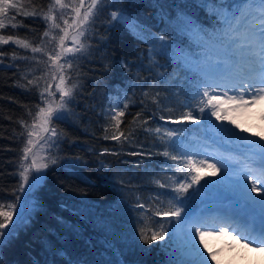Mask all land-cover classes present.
Wrapping results in <instances>:
<instances>
[{"label":"snow or ice","instance_id":"6c2138e0","mask_svg":"<svg viewBox=\"0 0 264 264\" xmlns=\"http://www.w3.org/2000/svg\"><path fill=\"white\" fill-rule=\"evenodd\" d=\"M107 3L108 0H48L46 4L35 0H0V32L12 33V30L28 27L18 17L31 18L44 26L39 42L19 34H0V65L10 58L45 66L43 74H35L41 71L37 67L31 73L32 78L25 76L26 84L19 85L29 91L34 89L39 102L27 113L31 123L25 119L19 121L22 131L18 138L23 145L18 161L19 186L14 190V202L0 203V253L5 239H9L12 231L26 219L27 208L24 213L20 212L21 200L28 197L45 179L47 170L58 162V158L51 154L59 147L61 137L54 122L67 119L69 105L77 95V84L66 73L72 69L73 62L88 51V33ZM195 6L208 17L207 26L194 13L183 9L177 19L180 29L203 46L199 56L194 58V54L181 48L179 43L173 48V42H169L166 34L153 38L154 45L159 42L161 52L171 50L174 58L179 57L182 63L185 60L191 62L193 75L191 78L187 73L185 75L192 86L189 89L191 94L185 93L186 101L180 105L179 114L172 108H168L167 115L163 114L164 109H158L161 112L158 121L163 123L154 130L144 128L146 133L154 131L159 134L157 139L163 150L156 154L167 158L164 163L169 168L175 167V173L179 175L170 177L168 184L156 181L160 189H167L160 195L170 197L166 206L161 200L153 212L154 216L160 217L155 222L159 227L156 230L134 228L133 243L129 247L138 246L139 241L151 245L166 238L178 240L179 252L194 257L186 264H220L216 253L208 251L205 237L235 233L234 239L239 236L247 241L245 247L264 246V135L251 133L237 123L238 116L254 115L256 109L260 110L259 118L264 120V0H245L235 5L225 0H196ZM109 15L117 25L131 22L123 8L113 10ZM132 28L135 30L140 26L132 24ZM2 46H10L13 50L9 53ZM17 50L26 54L19 55ZM29 52L31 55H27ZM122 66L127 68L123 62ZM192 101H196L195 107ZM160 103L162 101L153 98V104ZM128 109V103L110 105L106 113L109 123L104 127L102 139L115 141L122 148L125 142L130 149L135 147L136 150H128L125 154L141 159L122 163L139 166L151 159L153 153L134 138V130L127 134L121 130ZM140 116L141 113L137 112L132 123H136ZM150 119H156L155 113ZM207 120L221 131L230 129L248 150L241 154L214 153L207 145L193 150L200 141L187 140L182 129L193 131L189 126H199ZM148 122L142 121L143 124ZM105 155L117 156L119 153L104 148L100 156ZM168 160L172 164H168ZM107 166L102 164V167ZM212 180L217 181L212 187L223 197L216 201L219 206L194 209V201L205 203L202 190ZM135 207L143 210L145 204L137 202ZM140 251L150 249L140 248ZM123 264H127V260Z\"/></svg>","mask_w":264,"mask_h":264},{"label":"trees","instance_id":"16d2710c","mask_svg":"<svg viewBox=\"0 0 264 264\" xmlns=\"http://www.w3.org/2000/svg\"><path fill=\"white\" fill-rule=\"evenodd\" d=\"M228 1L225 0L234 5L245 0ZM35 2L46 4L48 0ZM195 3L196 0H108L88 33V51L66 73L77 84V95L69 105L67 119L54 122L61 137L59 147L51 154L58 162L28 195L27 205L21 200V213L27 206L26 219L5 239L0 253L2 264H123L125 260L127 264H186L194 259L180 253L179 245L167 238L151 245L142 241L136 247L129 245L133 243L134 228L159 227L155 222L160 217L153 212L161 200L166 206L170 197L160 195L167 189H160L156 181L168 184L170 177L179 175L175 167L169 168L164 163L167 158L156 154L163 150L157 139L159 134L146 133L144 128L154 130L162 124L158 121L161 114L158 109H164L165 115L168 108L179 114L180 105L186 101L185 93L192 86L185 75L190 78L193 75L187 60L182 63L171 50L161 52L159 42L154 45L153 38L166 34L173 48L179 43L194 57L199 56L203 46L180 29L177 19L183 9L194 13L207 26L208 17ZM121 8L140 26L137 29L140 34L126 24L117 25L110 20V12ZM18 20L28 27L0 34H19L39 42L43 24L31 18L18 17ZM2 47L9 53L13 50L10 46ZM17 51L19 55L26 54ZM10 64L13 66L8 67ZM37 67L41 71L35 74H43L45 66L32 62L6 58L4 65H0V203L14 202V190L19 186L18 161L23 147L18 138L22 131L19 121L31 123L27 113L39 102L34 89L29 91L19 85L26 84L25 76L31 79ZM154 97L162 103L153 104ZM117 102L121 106L129 104L121 130L126 134L134 130V138L153 153L151 159L139 166L122 163L141 159L125 154L136 150L135 147L130 149L125 142L122 148L115 141L102 139L104 127L109 123L106 113ZM192 104L195 107L196 101ZM137 112L141 116L132 123ZM153 113L156 119H150ZM143 120L149 122L143 124ZM188 133L182 129V135L192 141ZM104 148L116 150L119 155L100 156ZM168 164L172 162L168 160ZM137 202L144 203L145 208L137 209ZM140 248L150 251L141 252Z\"/></svg>","mask_w":264,"mask_h":264},{"label":"rangeland","instance_id":"374dc122","mask_svg":"<svg viewBox=\"0 0 264 264\" xmlns=\"http://www.w3.org/2000/svg\"><path fill=\"white\" fill-rule=\"evenodd\" d=\"M229 1L233 2L235 0L233 1L229 0ZM235 4L236 2L234 3V5ZM132 24H134L133 21H131L129 24H126V25H128L137 34H140L137 29L134 30L132 28ZM189 65H191V62H189ZM237 123H239L242 128L247 129L248 127V121L246 120L237 119ZM192 127H193V131H189L188 137H190L192 141H197V140L200 141L199 144L193 147V150H195V148H202L203 145H207L208 150L214 153L220 152L224 154H228V153L241 154L248 150L244 146H241V143L235 138L236 134L233 133L230 129L225 128L223 131H221L218 129V127L214 126L213 123L212 124L206 123L204 125L202 124L199 126L192 125ZM257 133L259 135H264V128H261L259 132ZM256 139H258V136L256 137ZM41 182H39L37 185H39ZM216 183L217 181L212 180V181H209L204 186L205 189L202 190V195L204 197L205 203L201 204L198 209L216 208L219 206L216 203V201L223 199V197H221L212 187V185H215ZM196 203L199 204L201 202L200 200H196ZM231 236L233 237L235 236V234L233 233ZM172 241L179 245L178 240H172ZM240 241H244V240H240ZM244 242L247 243L246 241ZM249 247L250 248L253 247V249L255 248L257 250L264 249V246L257 247L256 245L255 246L250 245ZM208 251H213L216 253V259L220 262V264H244L245 259H246L244 253L238 252V254H234L232 252H229L227 249L219 250L216 247L215 248L208 247ZM235 255H238V257H234ZM254 264H255V261H254Z\"/></svg>","mask_w":264,"mask_h":264},{"label":"bare ground","instance_id":"6f19581e","mask_svg":"<svg viewBox=\"0 0 264 264\" xmlns=\"http://www.w3.org/2000/svg\"><path fill=\"white\" fill-rule=\"evenodd\" d=\"M259 109L255 110V114L248 115H240L237 117L238 120H246L248 121L247 130L251 133H257L261 128H264V120L259 118ZM256 138V137H255ZM241 146H244L241 144ZM245 147V146H244ZM246 148V147H245ZM235 234V233H234ZM242 240L239 236H236L234 239L231 235L229 236H207L205 237V242L208 247L217 248L219 250L227 249L229 252L234 254H238V252L245 254V262L244 264H264V249H253V247H245V240ZM247 242V241H246ZM255 246V245H252ZM254 250V252H253ZM234 257H238L235 255Z\"/></svg>","mask_w":264,"mask_h":264},{"label":"water","instance_id":"95a60500","mask_svg":"<svg viewBox=\"0 0 264 264\" xmlns=\"http://www.w3.org/2000/svg\"><path fill=\"white\" fill-rule=\"evenodd\" d=\"M26 199V198H25Z\"/></svg>","mask_w":264,"mask_h":264}]
</instances>
